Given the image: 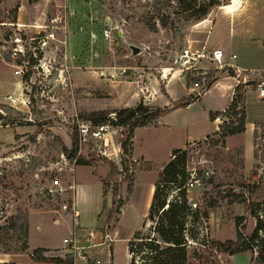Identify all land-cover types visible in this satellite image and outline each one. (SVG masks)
Here are the masks:
<instances>
[{"label": "rangeland", "instance_id": "374dc122", "mask_svg": "<svg viewBox=\"0 0 264 264\" xmlns=\"http://www.w3.org/2000/svg\"><path fill=\"white\" fill-rule=\"evenodd\" d=\"M182 1L189 10H180L176 0H67L63 28L55 33L59 42L49 50L47 77L14 78L0 62V255H4L0 264L47 263L49 257L39 261L27 254V237L29 249L59 243L67 235L63 222L70 225L68 208L76 192L79 225L98 231L94 242L101 241L99 234L107 233L111 264H126L125 239L142 229L153 185L170 152L204 133L208 134L185 147L189 172L204 177L189 194L190 203L207 216L197 225L199 239L190 243L188 261L253 264L255 253L229 256L219 246L234 240L236 218L243 219V235H250L254 220L245 202L260 203L264 197V127L256 128L249 151H244L247 136H221L223 125H236L238 115L232 113L242 109L243 85L234 92L235 108L224 112L221 124L207 115L214 113L208 110L220 108L228 94L215 85L189 107L166 111L148 125L131 129L130 134L115 126V137L122 135L119 163L84 152L77 155V145L75 154L71 153L79 123L111 121L115 119L111 112L139 102L158 108L148 102V96L166 97L167 87L170 99L160 101L159 108L170 109L175 101L194 96L188 91L190 83L206 87L232 76L228 69L214 70L217 65L206 59L215 50L207 38L215 44H233L234 54L240 56L237 64H264L259 36L244 39L238 19L228 27L223 17L216 16L218 7L210 6L213 0ZM198 5L206 7V15L196 22L192 13ZM52 13L47 0H0V45L15 31V23L20 25V36H32L35 30L29 26L45 24ZM248 15L257 32L262 22L259 9ZM104 30L113 41L102 37ZM130 46L139 53L132 55ZM245 85L251 88V83ZM21 89L30 105L17 111L2 98L17 96ZM54 179L63 192L52 188ZM71 185L77 189L69 190ZM63 205L67 210H62ZM13 255L29 259H13Z\"/></svg>", "mask_w": 264, "mask_h": 264}, {"label": "trees", "instance_id": "16d2710c", "mask_svg": "<svg viewBox=\"0 0 264 264\" xmlns=\"http://www.w3.org/2000/svg\"><path fill=\"white\" fill-rule=\"evenodd\" d=\"M176 1L180 5V10L190 9V6L185 5L182 0ZM222 5L218 0H213L210 4L212 7ZM205 15L206 7L202 5H198L197 11L192 13L196 22L202 20ZM237 88L233 89V95ZM233 95L226 110L235 108ZM197 98V96L181 98L175 101L177 103L170 109L167 107L150 109L139 102L134 107L111 112L114 114L115 119L106 122L123 127L130 134L131 129L148 125L153 120L161 117L166 111L180 107L185 108L196 101ZM236 115H238V118L235 121V126L223 125L221 133L223 138L241 134L244 131L243 110L232 113V116L235 117ZM212 116L213 114L208 115L210 121L213 120ZM76 145L75 140L71 149L73 155L76 152ZM185 147L186 145L183 148L172 150L169 160L158 173L142 229L136 231L132 238L126 242L127 264H190L187 249L190 243L198 241L197 225L199 221L207 216L204 212L200 214L190 203L189 194L195 184L200 183L204 177L200 172H189L187 168V149ZM256 176L258 177V174ZM245 203L248 215L254 220L250 235H243L240 230L243 219L242 217L236 218L234 220V240H226L219 246L221 252L229 256L246 251L253 252L255 253V257L251 260L253 264H264V197L260 203ZM146 223L148 224L145 227ZM41 252L43 251L40 249L33 250L32 257L43 261L44 258L41 257ZM47 262L70 264L69 261H62L58 258H49ZM205 262L203 260L199 264H205Z\"/></svg>", "mask_w": 264, "mask_h": 264}, {"label": "built area", "instance_id": "2783aa9c", "mask_svg": "<svg viewBox=\"0 0 264 264\" xmlns=\"http://www.w3.org/2000/svg\"><path fill=\"white\" fill-rule=\"evenodd\" d=\"M47 2L52 6L53 13L46 19L45 24L29 26L35 30L32 36H27L25 33L20 36L17 33L20 32L18 29L20 25L15 23V31H12L0 45V62H3L11 70L14 78L21 79L24 75L29 74L30 81L37 76L44 78L50 74L49 55L51 54H49V50H53L51 44L59 42L55 38V33L63 28L61 23L64 20V13L67 11V0H47ZM68 13H71L69 9ZM9 26L13 25L9 24ZM102 35L105 40L113 41L108 30H104ZM230 58L234 60V56H230ZM206 59L217 65L214 70L228 69L232 71L231 77L234 81V88L251 83L250 86L255 96L264 100V70L260 72L239 71L224 62L221 50H213L210 56H206ZM207 86L200 85L195 81L189 84L188 91L199 97L207 89ZM30 89L31 87L28 86V92H30ZM2 100L17 111L27 109L30 105L29 96L23 95L22 89L17 96L6 95ZM224 112L215 115L212 120L213 123L221 124ZM116 128L109 122L99 124L79 123L76 127L77 155L84 152L88 156L119 163L122 156V135L118 133L115 137L116 131L114 129ZM51 184L55 191L63 192L64 189L61 188L56 179ZM68 188L69 190H75L74 185ZM47 191L50 194V191ZM61 208L67 210L65 205ZM68 210L70 212V231L61 240V248L52 252L53 254L48 257L58 258L62 261L69 259L70 264H111L109 235L107 233L99 234L101 241L94 242L98 236V231L82 228L79 225L78 212L74 203L69 204ZM59 250L61 253H58Z\"/></svg>", "mask_w": 264, "mask_h": 264}, {"label": "crops", "instance_id": "0c3cea01", "mask_svg": "<svg viewBox=\"0 0 264 264\" xmlns=\"http://www.w3.org/2000/svg\"><path fill=\"white\" fill-rule=\"evenodd\" d=\"M257 8L259 9L260 15L262 16V22H261L260 26H257V27H259L258 31L254 32L255 30L251 27L252 26V24H251L252 20L248 14L252 11L257 12ZM218 9L220 10V14L216 15V16L223 17L224 22L228 27L231 24V22L233 23L235 18L238 19V22H240L239 28L244 33L243 38L246 39L247 41H251L253 39L252 38L253 36H256V35L259 36V39H257V40L260 43V46L263 48V51H264V46H263V40H264V0H253V1H250V0H229V2L218 7ZM228 10H230V11H228ZM221 14H223V15H221ZM215 17H214V19H212L211 27L215 24V19H216ZM244 24L246 26H244ZM211 27H210V29H211ZM232 29H233V27H232ZM206 43L212 44L214 46L215 50H221L223 57H224V62L232 65L233 67L237 68L239 71H242V72H260V71L264 70V64L260 67L245 66L241 63L237 64L236 61L239 59L240 56L237 57V55L234 54L233 46H232L233 44H231V43H229V44H225V43L224 44H220V43L215 44V43H211L209 38H207ZM230 56H234V60L231 59ZM239 61H241V59ZM229 71L232 72L231 70H229ZM215 85L221 86V87L228 90L226 101L220 106V108H217L213 111L208 110L209 112H214L213 114H220L226 110V108L228 107V105L231 101L232 95H233L234 81H233L231 76L224 77V78L218 79L215 82H213L204 91V93H202L197 99L203 98L209 92V90ZM243 89H244V92H243V96H242V107L241 108H242L243 114H244V131L240 134V136H241V138H243L244 136H247V138H248L247 142L248 143L244 144V151L245 150L247 151V148L249 151L251 148V142H252L253 135H254L256 128L264 127V100L258 99L255 96V94L253 93L252 89L249 88L248 86L244 85ZM154 94H157V93L154 92ZM165 94H166V97H163V96L161 97V95H158V94L155 97L154 95L151 94V96H148V98H150V100L148 99L149 100L148 102L149 103L154 102V106L159 108L160 107V101H163L164 103H166L165 99H170L169 94H168V87L165 90ZM171 102H174V101L171 100ZM189 105L187 107H189ZM162 106H164V104ZM187 107H185V108H187ZM207 115H209V114H207ZM212 131H213V129H212ZM207 134L208 133H204L199 137L189 138L185 142L184 146L190 142L198 140L201 137H204ZM132 139H133V137H132ZM132 142H133V140H132ZM76 189H77V186H75V190ZM77 191H79V188ZM78 196L79 195L76 192L75 197H74V201H73L75 208L77 206V200L79 198ZM64 221L65 222H63V223H65V225H66L65 229H66V232L68 234L70 231L69 222L67 220H64ZM66 236L63 235L61 237L59 243H57V244H48L45 246H37L33 249L28 248V245H27L28 244V237H27L26 252H27V254H30L29 256H31L33 250L40 249L43 251L40 253L41 257L48 258L49 253H52L53 251L61 248V240ZM125 240L127 242L128 239H125ZM125 249H126V245H125ZM2 257H4V255H0V259H2ZM22 258L29 259L28 255H13V259H22ZM32 259H34V258H32ZM29 262H27L26 264H54V263H50V262H47V263L34 262V261H29ZM127 262H128V256L126 253V264H127ZM76 264H79V263H76Z\"/></svg>", "mask_w": 264, "mask_h": 264}, {"label": "water", "instance_id": "95a60500", "mask_svg": "<svg viewBox=\"0 0 264 264\" xmlns=\"http://www.w3.org/2000/svg\"><path fill=\"white\" fill-rule=\"evenodd\" d=\"M129 50H130L132 55H136L140 51L137 47H134V46H130ZM262 173H264V170H261V174ZM258 176H259V174H258Z\"/></svg>", "mask_w": 264, "mask_h": 264}]
</instances>
